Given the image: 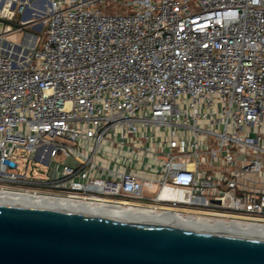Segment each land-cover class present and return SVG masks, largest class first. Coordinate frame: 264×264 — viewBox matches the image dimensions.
I'll return each instance as SVG.
<instances>
[{"label":"built area","instance_id":"built-area-1","mask_svg":"<svg viewBox=\"0 0 264 264\" xmlns=\"http://www.w3.org/2000/svg\"><path fill=\"white\" fill-rule=\"evenodd\" d=\"M0 1V194L264 234V0Z\"/></svg>","mask_w":264,"mask_h":264},{"label":"water","instance_id":"water-1","mask_svg":"<svg viewBox=\"0 0 264 264\" xmlns=\"http://www.w3.org/2000/svg\"><path fill=\"white\" fill-rule=\"evenodd\" d=\"M0 264H264V239L0 205Z\"/></svg>","mask_w":264,"mask_h":264},{"label":"bare ground","instance_id":"bare-ground-1","mask_svg":"<svg viewBox=\"0 0 264 264\" xmlns=\"http://www.w3.org/2000/svg\"><path fill=\"white\" fill-rule=\"evenodd\" d=\"M1 2V1H0ZM22 55V54H21ZM0 205H8L14 207H31L46 210H56L63 212H76L79 214L94 215L102 218L110 219H134L141 221L143 223L159 224V225H170L178 228H200L205 230H212L215 232L231 234L238 237L264 239V234L254 231L239 230L232 227L223 226H212V227H198L188 220H183L175 217H159L151 215H138L129 212H119V211H107L100 209L87 210L84 206H72L69 204L60 203H50L44 201H37L31 198H25L21 196L0 194Z\"/></svg>","mask_w":264,"mask_h":264},{"label":"rangeland","instance_id":"rangeland-1","mask_svg":"<svg viewBox=\"0 0 264 264\" xmlns=\"http://www.w3.org/2000/svg\"><path fill=\"white\" fill-rule=\"evenodd\" d=\"M42 5L46 9V2H43ZM30 13L32 12L30 11L29 14ZM44 14L45 11H43V14L41 15H34L31 19V24L27 25L26 29L23 31L4 34L0 38V51L9 54L10 56H12V54L13 56H19L22 54L23 58L29 56L32 46L34 45V47H39L43 40L46 29ZM20 18V13L16 12V15L11 23L17 24ZM38 25L41 26L37 27ZM26 33L31 36H26Z\"/></svg>","mask_w":264,"mask_h":264},{"label":"crops","instance_id":"crops-1","mask_svg":"<svg viewBox=\"0 0 264 264\" xmlns=\"http://www.w3.org/2000/svg\"><path fill=\"white\" fill-rule=\"evenodd\" d=\"M30 11H31L30 9L27 10V13H26V14H27V17H26V19H32V17H33V16H30V17L28 16V15H31V13L29 14ZM31 22H32V20H31L30 22H28V24L24 25V27L22 28V31L25 30L26 27H27V25H30ZM26 36L29 37V36H31V35H29L28 33H26Z\"/></svg>","mask_w":264,"mask_h":264}]
</instances>
